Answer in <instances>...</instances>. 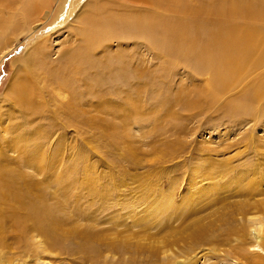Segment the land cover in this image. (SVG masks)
<instances>
[{
	"label": "rangeland",
	"instance_id": "374dc122",
	"mask_svg": "<svg viewBox=\"0 0 264 264\" xmlns=\"http://www.w3.org/2000/svg\"><path fill=\"white\" fill-rule=\"evenodd\" d=\"M158 1L0 0V164L45 214L0 264H264V63L225 89L213 47L264 0Z\"/></svg>",
	"mask_w": 264,
	"mask_h": 264
},
{
	"label": "bare ground",
	"instance_id": "6f19581e",
	"mask_svg": "<svg viewBox=\"0 0 264 264\" xmlns=\"http://www.w3.org/2000/svg\"><path fill=\"white\" fill-rule=\"evenodd\" d=\"M117 1H119V0H117ZM165 2H166V0H159L158 1L159 4L165 3ZM174 4H175V2H172L171 5H174ZM121 6L124 7L122 4H121ZM219 7H220V5H219ZM171 9H172V7H171ZM215 9H217V10H215ZM28 11H31V10H28ZM208 11L209 12L214 11L217 13L218 7L217 6L216 7L210 6L208 8ZM194 14H195V12H193V11L187 12V10H186V12L184 14H182V17L186 16V18L183 19L181 17L183 20H181V18H180V21H183L186 24H189V22H193V21L195 22ZM28 15H26V16H28ZM240 16H241V20L243 21L242 24H239L238 26L233 28L230 32H229L230 27L226 26V25L223 26L222 22L218 24L219 26L217 25L218 29H219L218 30V35H219L218 38L220 37L221 34H223L222 35L223 38H221V39L217 38L218 39L217 41L221 40L222 42L220 44L218 42L213 47H215V46L220 47L218 52L223 50L222 51L223 52V58H222L223 60L219 62V65H220V67H223V87H225V89L230 87V85L228 83L231 80L238 77L239 74L247 73V71L253 70L259 66L261 67L264 63V58H263L264 56L263 55L256 57V55H257L256 53L264 54L263 53L264 52V35H263V33H261V29L258 30L256 28H254L253 26H251L249 23V21H250L249 19L255 17V15L254 14L250 15L249 12H245L244 10H242V15H240ZM195 18H197V17H195ZM134 19H136V18H134ZM138 21H139V23L137 24V26H139V27L142 26L143 25L142 21H140L139 19H136V22H138ZM192 26H194V25H192ZM221 31H222V33H220ZM89 33L88 34L90 36L92 34H93V36H95V35L99 36L100 32H97L96 30H93L91 28ZM87 37L89 38L88 35H87ZM88 38H87V42L90 43V39L88 40ZM92 40H94V39H92ZM95 41H96V39H95ZM91 45L92 44H88L87 46L90 47V49H91V47H92ZM40 49H41V46H37L35 48L36 54H38L39 56L41 55L42 52H44V51H41ZM262 50H263V52H262ZM65 53L68 54L67 52H65ZM254 57H256V59H254ZM69 59H70L69 61H73L72 58H69ZM67 62H68V60H67ZM29 63L31 64V62H28L27 64H29ZM75 64L77 65L76 62H75ZM260 69H262V68H260ZM255 70H258V69H255ZM78 71H79V69H78ZM74 72L73 73L75 75H77V76L79 75V74H77V72L75 70H74ZM221 73L222 72L213 71V73L210 74L209 81L211 83L219 82V81L222 82V80L220 79ZM262 73L264 74V71ZM139 74H140L139 77H141V73H139ZM126 77L123 75H120V74H115L111 78V81H112L111 83H114L115 79L116 80L117 79L118 80H125ZM78 81H79V79H78ZM224 81H227V84ZM137 86H139V85H137ZM252 87H253V89H252L253 99L257 100L258 97H260V95H259V94H261L260 92L264 93V77H263V79L258 80V82L255 83L254 86H252ZM140 88L137 87V89H136L137 94L142 93V88L141 89ZM30 91H31V89H28L25 87H16L15 84H12L11 88L8 91L9 94L7 96H9L11 98L16 97L17 105L20 106L25 101H29V103H32L30 100L32 98V94L30 95ZM125 92H127V91H125ZM125 97H126V100H127V98L129 99V96L124 95V98ZM29 105H31V104H29ZM26 106L23 109L24 114L29 116L31 114L28 112V108ZM25 131L26 132L29 131L27 126L25 127ZM26 136L28 137V135H26ZM25 141L28 145V140H25ZM24 145H25V142H24ZM7 147L9 148L10 146H7ZM24 150H25L24 155L26 154V156H28L24 160L25 165H27L26 167H30V166L32 167V165H30L32 161H30V159H29L30 156H29L28 146L24 147ZM10 160L14 162L16 160V158H15V160L14 159L13 160L10 159ZM18 160H19V158H18ZM15 167H17V166H15ZM24 173L25 172L20 173L19 169H18V171L15 169L7 170L4 168V165L0 164V245L5 247V248H7L6 238L9 235L15 234V233H21L24 237H26V236H28V234L31 233L34 225L37 226L39 229H42V230L44 227L41 223L44 221H41L40 218H41V215H45V214L38 212V210L36 209L35 201L33 198L31 175L28 172H26L25 174ZM3 180H6V182H4ZM36 211L39 213V216H36V213H37ZM34 212H35V215H34ZM37 221H38V223H37ZM43 224H45V223H43ZM9 227H16L19 230H13L12 232H7V229ZM2 228H4L3 234H2ZM44 230H46V229L44 228Z\"/></svg>",
	"mask_w": 264,
	"mask_h": 264
}]
</instances>
